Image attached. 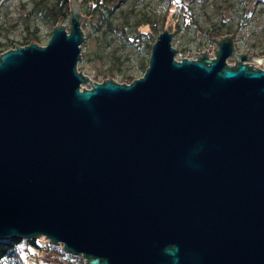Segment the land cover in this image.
<instances>
[{"label": "water", "instance_id": "water-1", "mask_svg": "<svg viewBox=\"0 0 264 264\" xmlns=\"http://www.w3.org/2000/svg\"><path fill=\"white\" fill-rule=\"evenodd\" d=\"M68 7V34L59 17L44 48L0 55V240L84 264H264V70L242 64L264 58L232 34L176 63L163 31L142 78L94 84Z\"/></svg>", "mask_w": 264, "mask_h": 264}, {"label": "rangeland", "instance_id": "rangeland-1", "mask_svg": "<svg viewBox=\"0 0 264 264\" xmlns=\"http://www.w3.org/2000/svg\"><path fill=\"white\" fill-rule=\"evenodd\" d=\"M53 1L0 0V44L12 43L5 52L14 49L13 45L24 48L25 46L22 45L27 33L34 30L38 40L37 45L40 48L46 46L53 26L37 17L35 10L42 6H50ZM183 2L192 10L195 21L202 29L208 30L213 25L219 26L220 39L233 34L232 48L235 55L245 54L249 59L257 60L260 58L258 54L264 53V0H183ZM165 6L166 4L161 0H124L114 10L110 19L111 26L116 30L115 33L102 35L94 32L89 26L81 28L80 32L84 39L79 45V61L75 72L80 71V75L91 82L95 73L110 68L113 59H118L121 65L119 74L112 79L113 82L119 85L124 84L122 76H129L133 81L142 78L140 64H148L150 50L147 47L137 51L127 46L122 37L131 36L138 25H143L149 20L156 21L159 25ZM65 23V21L61 22L60 26L64 27ZM63 29L68 34V27L65 26ZM219 38L211 39L218 41ZM147 46H151V43L147 42ZM170 46L175 52L174 62L176 63H180L181 59L193 61L196 58L191 59L190 53L201 54L204 51L209 55L208 60H214L212 51L214 45L204 35L193 29H182L175 36H171ZM182 50H185V53L179 56L178 52ZM242 64L251 67L252 71H255L254 68L259 71L264 70L262 64L258 66L255 62L243 61ZM234 65L233 58L226 59V67ZM107 79V77L98 79L97 83L101 84ZM81 89L90 90V86L82 84L79 90ZM38 241L45 240L39 238ZM44 253L46 255L42 254L43 256L39 257L44 262L35 261L23 255V263H47L49 259H46L47 253Z\"/></svg>", "mask_w": 264, "mask_h": 264}, {"label": "trees", "instance_id": "trees-1", "mask_svg": "<svg viewBox=\"0 0 264 264\" xmlns=\"http://www.w3.org/2000/svg\"><path fill=\"white\" fill-rule=\"evenodd\" d=\"M72 1L74 0H54L50 6L37 8L35 10L36 15L40 19L50 23L54 28L59 17L61 18L60 22H67L69 17L68 3ZM76 1L79 5L80 17H83L79 25L80 31H82L81 28L89 26L94 32L102 35L105 33H115L116 30L111 26L110 19L113 16L114 10H116L124 0H75V2ZM161 1H163L166 6L160 19V24L157 25L156 21L149 20L143 25H138L131 36L122 37L127 46L137 51L147 47L151 50L157 36L164 30L171 34V36H175L182 29H193L204 35L208 41L211 38H219L220 27L213 25L208 30L202 29L195 21L192 10L183 0H181L178 5H176L173 0ZM24 41L22 46H28L30 42L37 45L36 30L27 33ZM147 42H150L151 46H147ZM10 45H12L11 42H8V44H0V55L7 51ZM178 53L179 56H182L185 50ZM258 56L264 57V53H259ZM120 65L121 63L118 59H113L111 67L102 72L95 73L91 79V83L98 84V79L106 77L110 78L112 81V79L119 74ZM147 66L148 64H140L143 75ZM121 79L125 85L133 81L129 76H122ZM38 239L39 238H7L0 240V264H24L22 259L23 255L37 261L40 260L39 257H41L43 252L47 253L48 257L46 259H49V262L42 264H84V260L81 256H72L65 253L60 245H52L49 242L47 243V241H38ZM35 255L39 257L35 259Z\"/></svg>", "mask_w": 264, "mask_h": 264}, {"label": "built area", "instance_id": "built-area-1", "mask_svg": "<svg viewBox=\"0 0 264 264\" xmlns=\"http://www.w3.org/2000/svg\"><path fill=\"white\" fill-rule=\"evenodd\" d=\"M43 254L46 255L45 253H43ZM38 257H39V256H37V255L34 256L35 259L38 258Z\"/></svg>", "mask_w": 264, "mask_h": 264}, {"label": "bare ground", "instance_id": "bare-ground-1", "mask_svg": "<svg viewBox=\"0 0 264 264\" xmlns=\"http://www.w3.org/2000/svg\"><path fill=\"white\" fill-rule=\"evenodd\" d=\"M46 241V240H45ZM48 243V242H47ZM45 251V250H44ZM47 251V250H46ZM44 253V252H43ZM80 257V256H79Z\"/></svg>", "mask_w": 264, "mask_h": 264}]
</instances>
